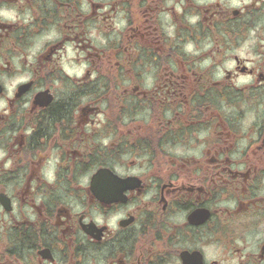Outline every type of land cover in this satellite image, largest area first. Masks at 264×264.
<instances>
[{
  "label": "flooded vegetation",
  "instance_id": "obj_1",
  "mask_svg": "<svg viewBox=\"0 0 264 264\" xmlns=\"http://www.w3.org/2000/svg\"><path fill=\"white\" fill-rule=\"evenodd\" d=\"M0 264H264V0H0Z\"/></svg>",
  "mask_w": 264,
  "mask_h": 264
}]
</instances>
